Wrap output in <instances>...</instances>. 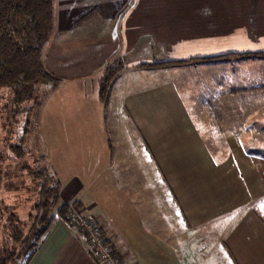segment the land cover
<instances>
[{"label":"crops","instance_id":"obj_1","mask_svg":"<svg viewBox=\"0 0 264 264\" xmlns=\"http://www.w3.org/2000/svg\"><path fill=\"white\" fill-rule=\"evenodd\" d=\"M54 9L45 61L61 82L41 126L61 202L92 217L125 264H264V86L253 83L264 0ZM29 264L99 262L56 216Z\"/></svg>","mask_w":264,"mask_h":264},{"label":"trees","instance_id":"obj_2","mask_svg":"<svg viewBox=\"0 0 264 264\" xmlns=\"http://www.w3.org/2000/svg\"><path fill=\"white\" fill-rule=\"evenodd\" d=\"M54 25V0H0V89L9 90L15 107L33 101L40 87L51 85L53 90L61 82L50 72L45 61ZM255 56L264 58V52ZM112 78V70L103 78L102 94L105 96ZM12 150L18 159H23L26 154L21 146ZM42 175L45 180L32 225L26 235L19 233L14 237L13 242L18 246L8 251L4 258L0 255V264H29L55 217L67 221L76 207V204L61 202L60 186L48 171H39L35 176Z\"/></svg>","mask_w":264,"mask_h":264},{"label":"rangeland","instance_id":"obj_3","mask_svg":"<svg viewBox=\"0 0 264 264\" xmlns=\"http://www.w3.org/2000/svg\"><path fill=\"white\" fill-rule=\"evenodd\" d=\"M254 64L253 83L264 86V61ZM250 72L243 68V73ZM99 76V74H97ZM96 81L93 79L92 82ZM50 87V88H49ZM51 85L39 88L37 97L23 106L15 107L8 89H0V255L4 258L8 251L17 247L14 237L27 234L36 205L40 199L45 176L36 177L39 171L53 175L50 156L45 149L42 136V103L51 91ZM258 90V89H257ZM264 94V88L259 90ZM259 103V140L257 153L264 160V104ZM34 103V104H33ZM41 104V105H39ZM38 105V106H37ZM33 106V107H32ZM36 106V107H35ZM26 151L23 159H18L12 148ZM250 144L246 145V147Z\"/></svg>","mask_w":264,"mask_h":264},{"label":"built area","instance_id":"obj_4","mask_svg":"<svg viewBox=\"0 0 264 264\" xmlns=\"http://www.w3.org/2000/svg\"><path fill=\"white\" fill-rule=\"evenodd\" d=\"M67 222L71 227L83 232L90 251L99 264H125L115 259L113 242L92 217L73 208Z\"/></svg>","mask_w":264,"mask_h":264}]
</instances>
